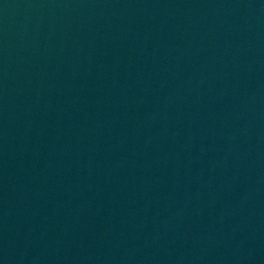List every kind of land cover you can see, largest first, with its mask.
<instances>
[{
	"label": "water",
	"instance_id": "obj_1",
	"mask_svg": "<svg viewBox=\"0 0 264 264\" xmlns=\"http://www.w3.org/2000/svg\"><path fill=\"white\" fill-rule=\"evenodd\" d=\"M0 264H264V0H0Z\"/></svg>",
	"mask_w": 264,
	"mask_h": 264
}]
</instances>
